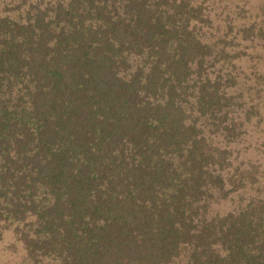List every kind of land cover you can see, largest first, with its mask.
I'll return each instance as SVG.
<instances>
[{
	"label": "trees",
	"instance_id": "1",
	"mask_svg": "<svg viewBox=\"0 0 264 264\" xmlns=\"http://www.w3.org/2000/svg\"><path fill=\"white\" fill-rule=\"evenodd\" d=\"M212 9L0 10V231L25 264H264V173L238 148L263 120L264 2Z\"/></svg>",
	"mask_w": 264,
	"mask_h": 264
},
{
	"label": "rangeland",
	"instance_id": "2",
	"mask_svg": "<svg viewBox=\"0 0 264 264\" xmlns=\"http://www.w3.org/2000/svg\"><path fill=\"white\" fill-rule=\"evenodd\" d=\"M13 1H22V0H0V10H4L6 3H9L11 6ZM264 0H211V7L214 14L215 12L221 13L226 7H232L236 10V6H245V9L248 11V15L253 14V8L257 10V6L262 5ZM245 16V14H243ZM224 17V15H223ZM222 17V19H223ZM250 19V16H247ZM226 24H223V27ZM262 49H260V54H262ZM255 51L252 49V54L254 55ZM264 53V52H263ZM244 64L245 69L252 70L254 60L250 57H245L244 61L241 62ZM264 71V65L261 66ZM264 103V101H263ZM262 111V122L257 123L255 121L249 127V132L245 136L244 140L239 144L238 148L241 150V158L245 161H250L261 166V170L264 173V106ZM264 181V176L262 177ZM225 212L229 211V207L222 208ZM0 231V264H25L23 246L18 242L11 231ZM179 264V263H178Z\"/></svg>",
	"mask_w": 264,
	"mask_h": 264
}]
</instances>
